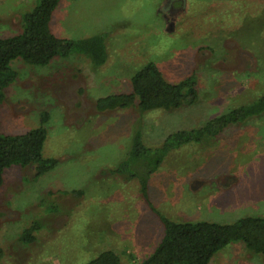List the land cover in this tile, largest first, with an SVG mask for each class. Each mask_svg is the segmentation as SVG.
Returning a JSON list of instances; mask_svg holds the SVG:
<instances>
[{
    "label": "rangeland",
    "instance_id": "374dc122",
    "mask_svg": "<svg viewBox=\"0 0 264 264\" xmlns=\"http://www.w3.org/2000/svg\"><path fill=\"white\" fill-rule=\"evenodd\" d=\"M37 0H0V38L22 31L21 15ZM52 34L101 37L105 63L80 53L45 67L13 60L17 79L5 90L0 131L23 135L49 115L42 155L58 165L41 177L32 167L5 169L0 187V264H86L111 250L122 264H141L160 243L163 225L230 224L264 218V114L231 125L208 146L170 152L148 180L113 171L137 131L157 147L264 96V0H61ZM153 62L172 84L195 76L199 100L173 112L129 109L98 113L96 101L130 93V78ZM37 225L34 241L21 234ZM209 264H264L236 242Z\"/></svg>",
    "mask_w": 264,
    "mask_h": 264
},
{
    "label": "trees",
    "instance_id": "16d2710c",
    "mask_svg": "<svg viewBox=\"0 0 264 264\" xmlns=\"http://www.w3.org/2000/svg\"><path fill=\"white\" fill-rule=\"evenodd\" d=\"M61 0H37L36 6L20 16V34L0 38V107L5 90L17 79V73L10 67L13 60L21 59L34 67H45L56 57L66 58L72 53H80L94 67L102 66L107 53L99 51L103 46L101 37H90L72 41L55 37L50 23ZM131 92L109 95L96 101L98 113L129 109L136 106L140 112L163 110L173 112L192 107L199 100L197 79L189 76L176 84L169 83L153 62L146 63L130 78ZM264 114V96L255 101L229 110L203 125L169 134L159 146L149 148L143 136L137 131L130 153L113 174L126 179H136L140 191L147 198L149 177L157 171L164 158L172 151L185 145L208 146L218 135L231 125ZM49 121L47 113L42 114L40 126L23 135L9 136L0 131V187L5 169L18 165L32 167L36 176L41 177L58 165L56 159H46L42 155L47 137L45 125ZM163 225V236L153 253L141 264H209L220 250L228 245L241 242L254 255L264 256V218L244 217L230 224L213 222L180 223L158 215ZM37 225H32L21 234L25 243L34 241ZM86 264H122L119 256L111 250L100 252Z\"/></svg>",
    "mask_w": 264,
    "mask_h": 264
}]
</instances>
